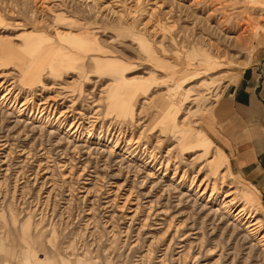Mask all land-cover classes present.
I'll list each match as a JSON object with an SVG mask.
<instances>
[{"label": "rangeland", "instance_id": "374dc122", "mask_svg": "<svg viewBox=\"0 0 264 264\" xmlns=\"http://www.w3.org/2000/svg\"><path fill=\"white\" fill-rule=\"evenodd\" d=\"M262 62L264 0H0V264H264L217 113Z\"/></svg>", "mask_w": 264, "mask_h": 264}, {"label": "crops", "instance_id": "0c3cea01", "mask_svg": "<svg viewBox=\"0 0 264 264\" xmlns=\"http://www.w3.org/2000/svg\"><path fill=\"white\" fill-rule=\"evenodd\" d=\"M263 65L249 68L237 78L219 101L217 113L234 146L240 172L255 187L264 206V81L255 71L264 70Z\"/></svg>", "mask_w": 264, "mask_h": 264}, {"label": "bare ground", "instance_id": "6f19581e", "mask_svg": "<svg viewBox=\"0 0 264 264\" xmlns=\"http://www.w3.org/2000/svg\"><path fill=\"white\" fill-rule=\"evenodd\" d=\"M57 61V60H56ZM58 62H59V60H58ZM2 85L0 84V87H1ZM9 93H5L4 94V96L2 97V98H6V96L8 95ZM25 103L26 102H23L22 104H21V106H24L25 105ZM40 105L41 106H46V107H44V109H46V108H48L49 106H50V104L49 103H45V102H41L40 103ZM44 109H42V110H44ZM39 115H42V113H40ZM232 194L231 193H227V195H225V196H231ZM233 200V199H232ZM232 200L231 201H229L231 204L233 203L232 202ZM244 208H241V209H239L236 213H235V218L236 219H239V218H241V216L244 214ZM253 218V219H252ZM244 219H246V220H248L247 222H248V225H247V228L249 229V231H251V230H254L256 227H258V221H256V220H254L255 219V217H254V215H248V216H244ZM170 227V226H169ZM169 227H167V229H166V232H168L169 230ZM250 228H252V229H250ZM258 244L259 245H263L264 244V235L261 237V238H259L258 239ZM54 264H58L57 263V261L56 260H54ZM64 264V263H63Z\"/></svg>", "mask_w": 264, "mask_h": 264}]
</instances>
